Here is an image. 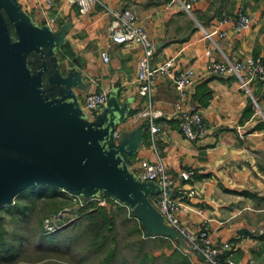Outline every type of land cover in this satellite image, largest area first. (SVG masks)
<instances>
[{"label":"crops","instance_id":"obj_1","mask_svg":"<svg viewBox=\"0 0 264 264\" xmlns=\"http://www.w3.org/2000/svg\"><path fill=\"white\" fill-rule=\"evenodd\" d=\"M189 1L99 0L80 14L66 0H0L13 29L11 42L22 48L10 69L26 86L39 82L32 100L55 114L52 134L60 133L92 161L100 154L109 157L106 174L83 181L80 196L116 199L145 232L180 243L174 245L192 262L204 264L153 203L156 181L141 177L143 164L156 160L173 176L190 170L189 179L176 178L169 189L180 222L195 230L206 224L214 242L230 245L227 253L237 264H264V83L254 81L246 91L234 75L204 69L208 58H264V24L254 13L256 23L245 32L235 33L227 22L218 29L224 36L203 40L202 30L215 29L236 10L226 13L212 0H193L186 10L182 4ZM124 7L133 10L154 43L152 64L173 58L170 74L194 67L185 102L200 110L207 127L196 139L181 133L172 113L176 91L170 75L156 80L151 97L163 112L159 132L152 133L138 116L146 105L136 80L141 49L112 43L108 33L106 9ZM99 89L108 90V108L91 117L85 95Z\"/></svg>","mask_w":264,"mask_h":264},{"label":"built area","instance_id":"obj_2","mask_svg":"<svg viewBox=\"0 0 264 264\" xmlns=\"http://www.w3.org/2000/svg\"><path fill=\"white\" fill-rule=\"evenodd\" d=\"M69 4L75 5L80 14L87 13L94 4L100 3L99 0H66ZM176 0H172L174 2ZM193 0L183 3L186 10H190ZM110 16L108 33L112 43L121 44L127 47L141 49V56L136 65V80L138 81V94L145 97L146 105L137 111L138 116L144 118L152 133H158L160 126L158 118L163 115L161 109L152 105V92L156 80L163 75H170L175 91L176 98L172 105V113L177 117L178 126L181 133L188 139H196L206 132V124L202 113L195 106L187 105L185 102L187 89L193 83L195 69L193 66L185 67L174 74H170V67L173 58H169L162 63L152 64L151 59L154 54V43L147 35L146 31L137 20L131 8L106 9ZM229 22L233 31L241 34L256 23L255 18L238 9L234 15H224L217 23L215 29L202 30V39L209 40L215 33L224 36L225 32L218 30L220 25ZM205 55L209 57L210 50L206 48ZM103 61L108 60L106 52L101 53ZM204 69L209 73L217 75H234L240 86L249 91L252 82L264 83V58L260 56L247 55L234 60H208L204 63ZM108 103V90L99 89L88 92L85 95L84 105L90 111V116L103 109ZM192 171L182 170L178 175H170L161 160L145 162L141 169V177L147 180L156 181L159 193L152 196V201L158 208L162 217L171 224L179 235L187 242L190 249L199 253L204 264H237L230 257L227 251L230 245L227 242H214L209 227L203 224L198 229H190L182 224L176 214L177 202L169 196V189L176 178L189 179ZM77 196V195H76ZM94 198V197H89ZM107 198H98L100 204L105 203ZM114 201L117 202L116 199Z\"/></svg>","mask_w":264,"mask_h":264},{"label":"water","instance_id":"obj_3","mask_svg":"<svg viewBox=\"0 0 264 264\" xmlns=\"http://www.w3.org/2000/svg\"><path fill=\"white\" fill-rule=\"evenodd\" d=\"M1 8L0 207L19 191L36 184L61 186L78 195L83 181L106 174L109 157L100 154L92 161L87 153L75 152L60 133L52 134L55 114H46L37 106L39 102L32 100L39 82L26 86L22 76L10 69V59L22 48L11 42Z\"/></svg>","mask_w":264,"mask_h":264},{"label":"rangeland","instance_id":"obj_4","mask_svg":"<svg viewBox=\"0 0 264 264\" xmlns=\"http://www.w3.org/2000/svg\"><path fill=\"white\" fill-rule=\"evenodd\" d=\"M215 4H220L223 6L224 12H232L238 9H242L243 12L248 14H254L259 12L260 22L264 24V0H212ZM228 8V9H227ZM247 8V9H246ZM229 14V13H228ZM256 56V55H254ZM258 56V55H257ZM63 189V188H61ZM67 196L58 197V201H62V207L56 212H53L50 215L43 216L38 219L34 215L33 219L29 218L27 221L22 220V229L19 231L17 226L21 221V216L14 212L13 210H6L2 208L5 205H14L16 204L17 199L15 196L11 199L9 203H6L0 208V230L7 232L5 233V237L10 239L13 236V233H23L25 235V241L23 243V248L21 250L20 255L17 257V262L14 264H75L72 259L74 256L82 254L85 252V240L81 235H79L80 231L85 226L87 220V211H90L92 206L84 207L85 199L83 196H76L73 192L63 189ZM99 197H94L96 203L100 204L98 201ZM18 202L22 203V200ZM100 205L109 206V201L106 200L105 203ZM81 206L83 208H81ZM115 208V207H114ZM123 211H116V216L114 220V228L113 232L109 233L107 230H101L100 233H104L106 236L105 243V252L107 253L112 247L111 242H109L111 238V234L115 235V238L118 242L120 248H122L121 253L126 255H132L138 250V246L136 245L137 241L142 242V251L136 253L140 255L142 252L148 254V257H153L155 263H159L163 258L161 254L162 251L170 250L169 245H174L177 243L176 241H171L168 238L156 237V238H143L140 236L139 232L134 230V221L130 218L126 220L127 217ZM41 214V213H40ZM40 217V215H39ZM43 231L47 234L45 236L38 234L39 231ZM57 234V240L53 242H58L60 246L56 249H47V244L50 245V238ZM143 240H142V239ZM39 240V241H38ZM37 243H47L45 247L37 246ZM171 243V244H170ZM181 245L180 243H177ZM183 249L182 246H178ZM83 248V250H81ZM187 250V249H186ZM104 251V250H103ZM185 251V250H184ZM102 252V255L105 254ZM100 256L98 257H102ZM98 258H94L91 260V263H96ZM137 261V259H135ZM104 262V261H102ZM147 264H151L148 259Z\"/></svg>","mask_w":264,"mask_h":264},{"label":"trees","instance_id":"obj_5","mask_svg":"<svg viewBox=\"0 0 264 264\" xmlns=\"http://www.w3.org/2000/svg\"><path fill=\"white\" fill-rule=\"evenodd\" d=\"M1 14L6 22L9 35L12 38V26L2 11ZM65 196H67L66 193L60 187L51 184H36L19 191L15 195V198L17 199L16 204L5 205L2 208L8 211L13 210L21 216V219L18 220L21 221L17 226L18 229H15L19 231V229L23 228L21 225L23 219L25 221L29 218L33 219L34 215L40 219L43 216L50 215L53 212H56V210H59L60 207H62L63 202L58 201L57 198ZM83 198L85 199L83 206H92L93 209L87 211L88 216L85 226L79 233V235L85 240V252L77 256L73 254L74 259L72 260L75 264H147L148 259L151 264H197L192 262L187 252L175 245H169L168 248L170 250L162 251L161 254L163 255V258L158 261L159 263H155L154 258L148 257V254L145 252H142L140 255L136 254L142 251V242L140 240L136 243L138 250L134 254H122V248L119 247L113 233L109 240L112 247H110L109 251L106 253L105 243H108V241L106 242L105 234L100 232L104 229L109 233L113 232L116 211L125 212L124 214L127 216L125 219L128 220L131 218L134 221V230L139 232L141 237L156 238L162 236L152 235L151 233L145 232L136 217L128 211L123 204L114 202L113 199L108 196L106 197L109 201L108 207L96 203L94 198ZM19 200H22L23 202L20 203L18 202ZM81 208L83 207L81 206ZM3 230L4 231L0 230V264H14L17 262V257L20 255L21 250L24 247L23 243L25 241V235L23 233H13V236H11L10 239H7L5 237L7 231L5 229ZM43 231L45 230L42 229L38 234L42 235L43 233L47 236ZM50 240L51 242L57 240V234L50 238ZM45 244L47 243H37L36 245L45 247ZM46 246L47 249H56L60 245L58 242H53ZM81 250H83V248ZM102 252H105V254L102 255ZM100 254L102 257H98ZM94 258H98L97 262L91 263V260ZM135 259H137V261Z\"/></svg>","mask_w":264,"mask_h":264}]
</instances>
